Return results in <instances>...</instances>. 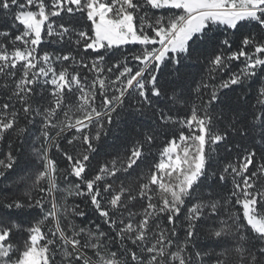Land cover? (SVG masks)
<instances>
[{
  "label": "snow or ice",
  "instance_id": "obj_1",
  "mask_svg": "<svg viewBox=\"0 0 264 264\" xmlns=\"http://www.w3.org/2000/svg\"><path fill=\"white\" fill-rule=\"evenodd\" d=\"M0 264H264V0H0Z\"/></svg>",
  "mask_w": 264,
  "mask_h": 264
}]
</instances>
